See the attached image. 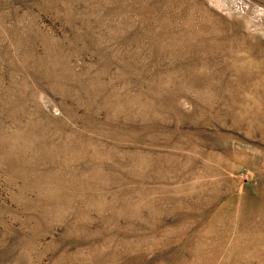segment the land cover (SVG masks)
Instances as JSON below:
<instances>
[{"label": "rangeland", "instance_id": "374dc122", "mask_svg": "<svg viewBox=\"0 0 264 264\" xmlns=\"http://www.w3.org/2000/svg\"><path fill=\"white\" fill-rule=\"evenodd\" d=\"M0 264H264V0H0Z\"/></svg>", "mask_w": 264, "mask_h": 264}]
</instances>
